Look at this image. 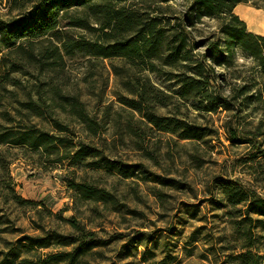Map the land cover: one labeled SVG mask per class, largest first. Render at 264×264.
Returning a JSON list of instances; mask_svg holds the SVG:
<instances>
[{
	"label": "trees",
	"instance_id": "16d2710c",
	"mask_svg": "<svg viewBox=\"0 0 264 264\" xmlns=\"http://www.w3.org/2000/svg\"><path fill=\"white\" fill-rule=\"evenodd\" d=\"M9 2L20 12L0 15V264H82L109 241L61 211L49 213L70 224L69 233L47 222L37 224L40 234L16 228L8 212L13 205H30L42 216L46 204L17 194L10 171L14 151H36L54 163L67 159L68 166L124 177L136 173L138 165L111 157L95 143L102 124L51 74L61 72L66 56L77 55L97 59L111 71L118 101L138 112L152 130L181 140L211 139L220 130L181 117L180 105L225 114L223 127L232 146L254 147L249 156L232 159L227 178L215 181L239 235V250L229 254L228 262L263 264L257 242L264 238V34L250 30L235 10L242 3L264 10V0ZM78 29L90 37L77 36ZM153 75L173 81L178 89L159 85ZM62 114L77 119L81 130ZM239 166H246L239 173L250 180L237 176ZM67 185L78 200L117 203L110 190L85 179H68ZM16 232L21 233L16 240L4 236Z\"/></svg>",
	"mask_w": 264,
	"mask_h": 264
},
{
	"label": "rangeland",
	"instance_id": "374dc122",
	"mask_svg": "<svg viewBox=\"0 0 264 264\" xmlns=\"http://www.w3.org/2000/svg\"><path fill=\"white\" fill-rule=\"evenodd\" d=\"M241 5L264 19L263 9L244 3L238 8ZM19 12L13 2L0 0L2 17ZM248 27L262 33L249 24ZM74 31L77 36L90 37L83 30ZM51 74L59 77L65 94L79 96L90 116L102 124L103 130L94 138L95 143L111 157L138 166L134 176L124 177L105 169L68 166L67 159L54 163L36 151L16 150L17 158L10 171L17 194L46 206L41 205L40 216L30 205H13L8 212L16 219L14 226L40 234L37 224L47 222L69 233L72 226L53 214L61 211L64 217L75 216L87 229L96 231L102 241L109 240L108 244L95 247L82 264H159L164 259L166 264H233L228 262V256L239 250V235L228 215V202L215 181L220 176L227 178L225 174L233 167L232 159L249 156L248 150L253 151L254 147L232 146L223 127L225 114L200 113L190 103H182L181 117L217 128L220 134L199 141L181 140L174 134L152 130L138 112L123 106L114 95V75L97 59L66 56L61 72ZM152 77L165 88L178 89L173 81ZM62 115L73 128L81 130L77 119ZM236 168L237 176L250 180L248 175L239 173L246 166ZM68 179H85L107 188L117 203L78 200L67 185ZM20 234L4 236L16 240ZM257 244L264 252V238ZM143 252L149 259L146 262L142 259Z\"/></svg>",
	"mask_w": 264,
	"mask_h": 264
},
{
	"label": "bare ground",
	"instance_id": "6f19581e",
	"mask_svg": "<svg viewBox=\"0 0 264 264\" xmlns=\"http://www.w3.org/2000/svg\"><path fill=\"white\" fill-rule=\"evenodd\" d=\"M238 6H240V4ZM238 6L236 7L235 10L236 13H238L237 12ZM238 11L243 13L242 19H244L249 24V26H253L254 28L262 31L261 34H264V19H262V17L258 13L246 11L243 5H241V7L238 8Z\"/></svg>",
	"mask_w": 264,
	"mask_h": 264
}]
</instances>
